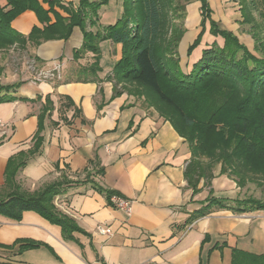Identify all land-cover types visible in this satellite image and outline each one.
Returning <instances> with one entry per match:
<instances>
[{
  "label": "crops",
  "instance_id": "1",
  "mask_svg": "<svg viewBox=\"0 0 264 264\" xmlns=\"http://www.w3.org/2000/svg\"><path fill=\"white\" fill-rule=\"evenodd\" d=\"M61 1L79 9L80 0ZM107 1L93 16V26L88 20V31L103 32L122 17L123 0ZM12 26L26 37L35 27L44 28L32 11L18 16ZM204 37L193 62L214 42L224 45L208 33ZM83 42L84 33L76 27L67 40L29 45L19 52L31 66L14 73L0 52V87L21 83L8 95L15 101L0 103V197L6 193L9 160L33 151L41 137L39 152L17 181L30 193L73 181L54 205L80 230L66 235L61 226L32 211L19 222L0 216V264H233L235 251L246 254L249 262L243 264H264V211L235 214L213 208L188 223L210 196L234 200L240 190L217 175L211 187L203 179L194 192L186 177L191 160L187 141L132 86L113 81L122 46L100 44L101 71L95 77L85 71L94 54L74 58ZM54 71L57 77L45 78ZM97 187L131 201L132 213L115 208ZM99 227L111 233L100 234ZM31 241L41 247L21 249Z\"/></svg>",
  "mask_w": 264,
  "mask_h": 264
},
{
  "label": "trees",
  "instance_id": "2",
  "mask_svg": "<svg viewBox=\"0 0 264 264\" xmlns=\"http://www.w3.org/2000/svg\"><path fill=\"white\" fill-rule=\"evenodd\" d=\"M5 1V6L0 4V49L19 46L26 50L29 45L38 47L45 41L67 40L74 28L79 27L84 33V42L81 49L75 51L74 58L79 60L82 55L94 54V62L85 71L96 77L101 71L100 44L104 41L120 44L122 56L113 70L116 86H132L137 97L143 98L161 117L172 124L177 133L187 141L195 157L200 155L212 158L220 148L219 160H240L241 182L244 181L242 172L245 175L251 172L264 176V10L259 9L258 0L240 1L243 25L251 27L248 33L254 41L253 51L233 32L221 31L217 23L210 20V34L221 37L224 45L214 42L193 62V54L202 43L207 31L206 22L211 16L207 0H202V31L188 47L187 57L192 64V69L188 72L184 71L181 59L171 56V47H178L187 33L178 27L170 29V24H167V21L180 17V9L185 10L178 0H123L122 17L114 25L98 33L88 31V20L93 26V16H97L99 9L108 3L107 0H80L77 11L72 6L63 4L61 0ZM262 3L264 6V0ZM46 5L48 9L45 8ZM57 9L65 12L68 17H63ZM27 11L34 12L44 28L35 27L26 37L18 33L12 23ZM51 15L55 18L54 23ZM170 35L173 39H168ZM20 85L21 83L1 86L0 103L15 101L16 98L8 95ZM215 99H218L220 105L216 104ZM186 100L195 105L194 110L188 112L184 109ZM213 103L217 105L215 110L201 114L202 108L206 106L215 108ZM200 115L208 118L211 126L205 138L201 136L196 140L195 121L200 119ZM43 120L44 116H41L40 131L43 130ZM236 137L240 141L230 154L232 141L228 142L226 138ZM42 142L43 139L38 137L33 151L28 154L21 152L9 160L5 172L6 193L0 197V216L19 222L25 212H36L53 224L61 226L64 233L70 236L80 230L72 220L57 210L54 199L74 182L66 179L30 193L17 181L18 173L39 152ZM200 167L198 163L191 162L186 170L187 180L194 192H198L203 179L212 180L214 177L203 173ZM223 172L224 168L222 174ZM97 189L106 193L110 201L117 195L99 187ZM207 203L188 223L209 215L213 208L226 209L235 214L264 211V203L257 200L242 201L210 196ZM39 247L41 244L31 241L21 249ZM245 256V253L235 251L233 264L249 262L244 261Z\"/></svg>",
  "mask_w": 264,
  "mask_h": 264
},
{
  "label": "rangeland",
  "instance_id": "3",
  "mask_svg": "<svg viewBox=\"0 0 264 264\" xmlns=\"http://www.w3.org/2000/svg\"><path fill=\"white\" fill-rule=\"evenodd\" d=\"M241 0H207L210 9H211V16L209 18V21L206 22V33L208 35L210 34V20H213L217 23L219 26V29L221 31L228 30L233 32L238 38L241 40L242 43L247 45V47L253 51L254 49V41L252 37L249 35L250 26L249 25H243V14H242V7H241ZM178 3L180 6L185 7L184 11L179 10L180 17L177 19H172L170 21H167V24H170V29L174 27H178L179 30H186L187 33L185 36L181 39L178 47L172 46L171 47V56L173 55L176 59H181V65L183 66V69L185 72L190 71L192 64L190 63V60L187 57V50L190 44L193 43V41L197 38L201 30V24L203 21V15H202V9H203V2L202 0H178ZM177 3V5H178ZM258 5L260 10H264V6L262 3V0H258ZM171 13V12H170ZM257 17L258 14L256 13ZM173 17V15H170ZM260 21V20H259ZM211 35V34H210ZM212 36V35H211ZM168 39H173V37L170 35ZM215 40L224 41L221 37H214ZM205 40V37H203L202 42ZM207 41V40H205ZM202 44V43H201ZM16 49L10 52L12 49ZM19 50H24L19 46H13L8 49H0V52H5L6 59L5 62L10 61L11 66L7 69L14 73L17 68H22L24 65L30 67L31 61L27 58V55H23L19 52ZM7 51V52H6ZM122 56V52H121ZM119 61V60H118ZM117 61V62H118ZM116 62V63H117ZM115 63V65H116ZM190 64V65H189ZM114 65V67H115ZM232 98V97H231ZM187 103H185L184 109L190 112L191 110H194L195 105L191 103L190 101L186 100ZM215 102L217 105H220V102L218 99H215ZM213 103L215 108L212 106H206L204 109L202 108L201 114L204 113V111L212 112V110H215L217 108V105ZM196 109V108H195ZM200 119H196V127H195V136L196 140H198L199 137L207 136L209 128L211 126L210 120L208 118L202 117L203 115H200ZM222 127L221 125H219ZM219 126L217 128H219ZM220 129V128H219ZM218 129V132H220ZM232 141V147L229 150V153L232 154L234 152V149L236 148L238 142L240 141L239 137L229 139L226 138V141ZM220 148L216 151L214 157L208 158L205 156H198L195 157L193 155L192 150L191 152V162L198 163L200 168L203 170V173L208 174L212 177V180L215 178V176H226L232 183H234L237 187L238 195L236 199L234 200H257L259 202L264 203V176L261 174H251V172H247L245 175L242 172V176L244 178V181H242L241 178H239V161L235 159H229L227 162L223 160H219V153ZM199 154V153H198ZM189 163V164H190ZM224 168V172L222 174V169ZM206 181V186L211 187L212 186V180L211 178L204 179ZM232 200V199H231ZM230 204H235L233 202H230ZM235 206V205H233Z\"/></svg>",
  "mask_w": 264,
  "mask_h": 264
},
{
  "label": "built area",
  "instance_id": "4",
  "mask_svg": "<svg viewBox=\"0 0 264 264\" xmlns=\"http://www.w3.org/2000/svg\"><path fill=\"white\" fill-rule=\"evenodd\" d=\"M59 68L55 71H58ZM54 72H51L50 74H48L47 76H45V78L47 79H53L55 77H57L56 73ZM2 123L0 122V127H2ZM112 203L114 205L115 208L117 209H120V210H124L126 211L128 214H131L132 213V202L129 201V200H126L124 198H121V197H118V196H115L112 198ZM98 232L100 234H104V235H108L111 233V230L107 229V228H103V227H99L98 228Z\"/></svg>",
  "mask_w": 264,
  "mask_h": 264
}]
</instances>
